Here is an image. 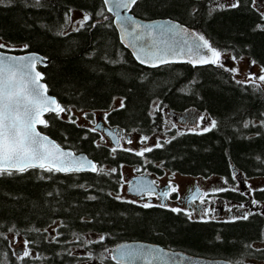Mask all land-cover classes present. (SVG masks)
I'll return each instance as SVG.
<instances>
[{
    "label": "trees",
    "instance_id": "trees-1",
    "mask_svg": "<svg viewBox=\"0 0 264 264\" xmlns=\"http://www.w3.org/2000/svg\"><path fill=\"white\" fill-rule=\"evenodd\" d=\"M237 2L238 7H231ZM72 10L90 19L67 31ZM133 13L180 22L217 51L247 57L264 70V8L256 0H140ZM0 41L2 50L37 52L49 59L40 69L50 93L64 108L109 111L111 126L147 140L160 137L162 145L157 148L155 142L143 157L112 152L99 133L48 113V126L40 129L61 146L86 153L100 168L138 163L158 173L220 177L230 185L226 195L237 207L244 208L250 198L264 201V186H246L251 178H264L261 86L238 81L222 63L141 65L120 42L103 0H2ZM118 98L123 107L114 108ZM170 112H196L215 121V127L180 131L169 122ZM121 183L119 172L107 170L30 169L0 176V264H81L89 259L117 264L111 249L130 240L234 264H264V211L245 212L247 219H236L239 215L194 220L181 212L118 199ZM11 234L30 241L28 249L35 256L21 260Z\"/></svg>",
    "mask_w": 264,
    "mask_h": 264
},
{
    "label": "snow or ice",
    "instance_id": "snow-or-ice-1",
    "mask_svg": "<svg viewBox=\"0 0 264 264\" xmlns=\"http://www.w3.org/2000/svg\"><path fill=\"white\" fill-rule=\"evenodd\" d=\"M104 3H114L116 8L128 9L131 5H135L137 0H104ZM238 6V2L231 5V7ZM108 11L112 12L113 8L110 7ZM100 15H103V12ZM114 15L117 17V22L121 27L125 24H131L133 26V32L126 33V36L132 35L137 40H140L144 39L145 35H147L155 39L157 29H161L162 34L164 27L162 25H140L131 20V18L121 17L118 11L114 12ZM89 19L90 16L85 14L83 21H81V26ZM168 27L169 29H179L178 25L169 24ZM181 31L185 35L188 34L186 29H182ZM196 39L202 42V44H198L196 47L206 50L198 53L199 58L196 62L201 64H218L221 53L214 49L203 36H198ZM184 43L187 44V41H184ZM2 47L4 45H0V48ZM169 51L175 52L178 49H160L155 53V58L145 60L140 55H137V59L141 63H150L151 66L155 67L157 63L169 62ZM161 52L163 53L162 55ZM38 62L42 63V58L35 56L16 58L0 55V176H12L14 173L22 174L30 169H40L49 173L102 172L103 169H98L97 165L89 161L87 157H77L73 152L64 151L59 144L51 141L48 136L43 135L37 130V125L48 126V121L43 118L46 113L53 112L57 117L60 116V113L64 112H68L70 115V109L64 108L54 98L47 95L46 85L40 83L42 74L36 71ZM188 62L193 63L192 60ZM220 66L223 67L222 64ZM231 71L236 70L233 69ZM250 79L254 78L250 77ZM258 79L264 81V75H261ZM121 107H123V102L121 103ZM203 119V116L199 117V120L202 121ZM70 122L75 123L74 120H71V116ZM215 123V121H212L211 127H215ZM247 126L245 124V127ZM94 130L92 129V131ZM204 130L208 131L210 128H205ZM147 139V137H144L141 143ZM128 142L131 143V141ZM161 146L159 142L155 145L157 148ZM116 150L115 147L111 149L112 152ZM123 150L132 151V149ZM151 151H153V148L147 147L136 151L135 155L143 157L146 152ZM111 171L115 172L116 169H112ZM235 178L233 176V179ZM225 183H227L226 180ZM154 184L155 181L141 184L136 189L137 194L142 197L147 196L150 200L155 194ZM169 187L171 191H177L176 187L171 185ZM217 191H225V189L220 188ZM168 195V191H161L159 194L160 197H167ZM128 203H135V201H128ZM200 203H204V200L201 199ZM159 206L164 207L163 204ZM142 207L150 208L153 205L151 203H144ZM171 211L179 213L182 210L180 208H172ZM186 214L191 219L192 213L188 212ZM205 215H207V211H205ZM247 218L248 214H244L236 219ZM29 243L30 241H23L22 247L15 253L21 260L31 255L28 249ZM116 251L119 253V259L116 256H113L112 259L117 260V264H124V261L135 258L148 259L149 264H151V260L157 258L150 250L122 248Z\"/></svg>",
    "mask_w": 264,
    "mask_h": 264
},
{
    "label": "water",
    "instance_id": "water-1",
    "mask_svg": "<svg viewBox=\"0 0 264 264\" xmlns=\"http://www.w3.org/2000/svg\"><path fill=\"white\" fill-rule=\"evenodd\" d=\"M138 1L140 0H137V2ZM135 5H131L130 8L128 9H123V8H116L114 3H109V4H105V7L107 12L113 17L114 26L118 32L120 42L126 49H128L132 53V55L134 56V58L137 60L138 63L149 68H156L167 64H185V63H189L188 62L189 60L193 61V63H189L193 66L209 65V64H201L196 62L199 58L198 53L200 51H206L203 49H198L196 47L198 44H202L201 41L196 39V37L202 36L201 34H199L196 30L189 28L186 25L170 18H157V19L140 18L133 13V8ZM110 7L113 8L112 12L108 11ZM116 11L119 12L121 17L131 18V20L135 21L137 24L140 25H157V26L162 25L164 26L162 30V34H161V29H157L155 33V37H156L155 39H153L152 36H147V35H145L144 39H140V40H137L132 35L126 36V33L133 32L134 30L133 26L131 24H125L123 27H121L120 24L117 22V17L114 15V12ZM169 24L178 25L179 29L177 28L169 29L168 27ZM182 29H186L188 34L185 35L183 31H181ZM137 35H139V33H137ZM184 41H187V44H185ZM166 48L178 49V51L175 52L173 51L168 52V58H169L168 63H157V66L153 67L151 66L150 63H141L140 60L137 59V55H140L145 60H150L151 58H155V53H157L158 50L166 49ZM189 49H191V51H189ZM162 54L163 53L161 52V55ZM0 55H3L5 57H16V58L33 57V56L42 58L43 62L42 63L38 62L36 65V71H39L42 74V79L40 80V83L46 85L47 95L49 97L54 98L59 103L57 97L50 93L48 84L45 81V74L40 69V67H46L49 65L50 61L48 58L44 57L43 55L37 52L15 53L11 51H4L1 49H0ZM47 114L48 113L44 115L43 117L44 119ZM171 114L175 116L176 113L171 112ZM42 126L43 125H37V130L40 131L43 135L48 136L51 141H54L56 144H59L52 137L41 131L40 127ZM105 132L109 134L110 137L113 139V141L116 143L117 135L108 127L105 129ZM61 148L64 151L73 152L77 157L80 156L87 157L89 161H92L97 165L96 161L84 152H76L71 148H66L63 146H61ZM88 172H92V171H88ZM150 182H152L150 177H144V176L137 177L132 182L130 192L132 194H137L136 189L141 184H147ZM122 248L133 249V250L144 249L146 251L150 250L153 253V255L157 257L156 259L151 260V264H233L231 261L226 259L196 256L184 251L167 249L158 244L145 242L141 240L126 241L114 246L111 249L112 257L116 256L117 259H119V253L116 250ZM158 250H162V251H158ZM114 261L117 262V260ZM124 264H149V261L148 259L145 258H135L124 261Z\"/></svg>",
    "mask_w": 264,
    "mask_h": 264
},
{
    "label": "flooded vegetation",
    "instance_id": "flooded-vegetation-1",
    "mask_svg": "<svg viewBox=\"0 0 264 264\" xmlns=\"http://www.w3.org/2000/svg\"><path fill=\"white\" fill-rule=\"evenodd\" d=\"M87 112L89 113L88 114L89 116L94 114V112H90V111H87ZM105 112L106 113L104 114V118H102V114L100 113L99 115L101 116V118H99L97 121L93 119L91 120L92 123H95L96 121L94 125L95 128H90V127H87V128L90 130L95 129L94 131L99 133L100 141L102 142V144L107 146L109 149H112L114 147L117 149L116 151L127 149L123 147L122 140L125 136H127V138L130 140L131 135L123 132L122 130H119V128L117 127L111 126L108 121V114L110 112L109 111H105ZM164 113L167 115V110L164 111ZM183 115L184 114H180L179 116H176V117L172 116V117L176 120L181 121V119L184 120ZM107 127L113 129L114 133H116L117 135L116 143L105 132V129ZM107 140H109L112 143V145H109ZM126 152L135 153L136 151L132 150V151H126ZM123 165H128L131 168L133 175L130 178L126 177L124 172L120 170L121 166ZM101 168L105 171L106 170L111 171L112 169H116V171L119 172L122 183H121L120 188L116 192L117 198H118V194L120 193V191H122V188L127 187V190H126L127 193L131 194L130 187H131L132 181L137 177H141V176L150 177L152 181H155V184L153 185L155 194L151 197L150 200L147 196L142 197L139 194H131L132 196H135L138 199V201L132 200V199H129V200H125L121 198H118V199L125 200V201H135V203L139 205H143L144 203H151L153 207H160L159 205L163 204L164 207H160V208H165L168 210H171L172 208H180L182 210L181 213H184L185 215H187L186 213L188 212L192 213V211H194L195 209L199 213H201L202 211V215L204 216H202V218H192L191 217V219H194V220H202V219H207V218H218V219L236 218L239 215L240 216L244 215L245 212L247 213L248 205L253 202L252 198H250V200L247 203H245L244 208H242L241 206L237 207V203L233 199L227 196V195H230L229 192H231V191L227 192L228 190H230V185L224 184L223 183L224 181L220 177L219 178H220V181H222V183L219 182L217 183V185L215 184L214 186L206 185V188H204L203 185L198 184L197 182L199 181L202 183V182L210 180L211 177H215V176H211V177L192 176V175L181 174L178 172H173L170 170H163L162 172L158 173L154 171H148L147 169L148 164H138V163L137 164H121L117 167L106 165V167L102 166ZM173 174H180L183 176H188L192 178L193 180H195L196 183L192 184L191 186V184H188L184 181H180V183L184 185V188L180 190L178 187L179 184L177 182H174L168 179L169 175L173 176ZM169 185L176 187L177 191L175 192L171 191ZM220 188L225 189V191H217ZM161 191H168L169 195L167 197H160L159 194ZM246 192L249 196H251L252 194L251 189L246 188ZM193 197H195V199H193ZM201 199L204 200V203H200ZM205 211H207V214L212 213L211 216L205 215ZM221 216H225V217H221ZM141 241H144V240H141ZM145 242H150V241H145ZM150 243L158 244L155 242H150ZM256 244L259 246L262 243L257 242ZM164 248L171 249V250L184 251L181 249H174V248H168V247H164ZM196 256H201V255H196ZM203 257H206V256H203ZM207 258H212V257H207ZM220 259H223V258H220Z\"/></svg>",
    "mask_w": 264,
    "mask_h": 264
},
{
    "label": "rangeland",
    "instance_id": "rangeland-1",
    "mask_svg": "<svg viewBox=\"0 0 264 264\" xmlns=\"http://www.w3.org/2000/svg\"><path fill=\"white\" fill-rule=\"evenodd\" d=\"M257 1V6H260L262 8H264V0H256ZM86 13L80 10H72L70 15H69V24L67 27V31H74L77 30L81 27V21H83L84 15ZM3 43L0 41V45H2ZM10 48H19V47H11ZM221 53V52H220ZM219 63L224 64L227 68H229L230 70L235 69L236 71H231L233 76L238 80V81H243V82H247V83H254L257 84L259 86H261L264 89V81H260L258 78L261 75H264V70L261 68V66L255 62L250 61L247 57H240V58H236L234 56H232L231 54L227 53V52H223L221 53V57L219 60ZM250 77L254 78V79H250ZM122 99L118 98L115 100L113 107H119L121 106L122 103ZM102 114V118H104V114L106 113L105 111H96L94 112V114H92L91 116H89L88 112L83 110V109H75V108H70V115L68 112H64L61 113V117L70 120V116H71V120H74L78 125L81 126H85V127H90V128H95L94 125L96 123V121L101 118V116L99 114ZM186 114V115H185ZM183 115V119L180 120H176L174 118H171L172 120H169V122L175 124V127H177L178 130H184V131H202L205 128H210L211 127V123L210 121H208L205 117L204 119L201 121L199 120V117L203 116L200 115L199 113L196 112H191V113H185ZM96 120L95 123H92L91 120ZM165 135H167V129L165 132ZM158 137L156 140H145L143 143H141V141L143 140L142 137L136 136L134 134H131V139L129 140L127 138V136H125L122 140V145L123 147L127 148V149H132L134 151H139L143 148H147L152 146L155 142L157 143L159 141ZM128 141H131V143H129ZM109 145H112V143L107 140ZM120 170H122L124 172V174L126 175V177L130 178L133 175V172L131 170V168L128 165H123L121 166ZM169 180L177 182L179 184V189L182 190L184 188V185L180 183V181H184L188 184H194L196 183L195 180H193L192 178L188 177V176H183L180 174H173L169 175L168 177ZM222 183V181H220L219 177H211L210 180L205 181V182H197L198 184L203 185L204 188H206V185H217V183ZM205 185V186H204ZM249 188H260L264 186V178H251L250 180H248L247 185ZM127 187L126 188H122V191H120V193L118 194V197L121 199H125V200H136L138 201V199L135 196H132L131 194L127 193ZM247 211H264V201L261 203H254V201L248 205ZM204 213V212H203ZM212 213H208V216H211ZM202 211L201 213H199L196 209L194 211H192V218H202ZM214 216V215H213ZM221 217H225V216H221ZM51 231L55 230V227L50 229ZM10 239H11V244L13 247V250L15 252H17V250H19L22 247V242L24 241V239H22L20 236H16V235H10ZM31 256H35L34 253H31ZM102 263L100 261H96V260H86L81 262V264H95V263ZM104 264V263H102Z\"/></svg>",
    "mask_w": 264,
    "mask_h": 264
}]
</instances>
